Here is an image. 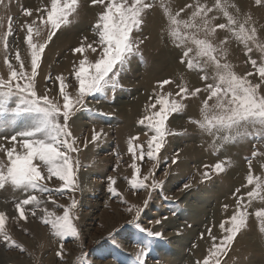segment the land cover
Segmentation results:
<instances>
[{
  "label": "rangeland",
  "instance_id": "1",
  "mask_svg": "<svg viewBox=\"0 0 264 264\" xmlns=\"http://www.w3.org/2000/svg\"><path fill=\"white\" fill-rule=\"evenodd\" d=\"M245 1L250 6L247 11L257 29L258 38L264 43V34L261 32L264 27V6L255 5V0ZM151 2L153 7L146 12L143 25L139 31L133 33L136 40L143 41L139 54L130 57L124 69L119 72L116 78L117 87L107 90L105 94L87 97L85 109L76 111L69 121L80 149L78 153L72 154L73 159L79 161L75 173L79 189L59 194L55 189L59 187L60 181L53 177L48 186L53 189L52 200L55 204L49 201L47 194L41 196L35 193L43 201L42 207L58 214H62L63 208H58L57 205L67 206L72 198L77 201L75 212L78 219H74V223L79 228L80 239L68 238L64 241L65 259L61 261L55 255L59 247L57 238L52 235L50 226L42 224L38 218L42 213L38 212L37 217L29 215L27 223L24 221L17 223L11 219L15 215V202L26 198L29 193L14 190L8 185L5 189H0V211L9 217L6 228L13 239L24 246L25 251L20 252L0 243V264H77V258L82 254L88 264H137L136 255L140 248L146 249L145 264H195L207 254L210 246L207 229L211 227L212 235L219 240L223 235L219 224L235 211L236 198L244 196V202L247 203V192L252 187L245 186L249 170L248 161H252L254 175L264 176V156L252 157L254 150L264 151V139L250 135L235 143H224L202 132L190 122L201 118L200 108L206 94L201 92L181 100L176 96L178 86H186L192 91L197 87L203 89L206 82L200 78L202 72L189 70L186 64L179 62L182 49L177 48L167 34V21L160 6L161 0ZM195 2L196 0H164L173 13L184 8L181 19H187L191 14L192 9H188L186 5ZM200 2L211 6L214 0ZM5 3L7 4L8 0H5ZM48 6L50 0H11L7 8L0 6V37L7 32L8 18L12 17V33L8 36L7 55L14 57L15 50L19 47L27 70H30V57L23 42L26 32L21 29V24L30 22L33 17H25L22 10L30 8L35 16L37 9ZM100 11L99 6L91 5V0H80L77 13L69 18L71 22L57 31L43 54L35 82L38 94L47 92L49 96L61 99L58 95V82L55 81L57 75L62 74L69 83H75L71 69L74 63H78L80 54L73 55L72 49L79 46L84 37L89 41L94 39L93 26ZM217 16L218 19L213 23L226 22L221 14ZM155 21L157 23H154ZM153 23L157 30L156 37L153 32L151 33ZM46 38L45 29L36 39L43 42ZM225 38L226 31L221 29L209 37L216 45ZM234 42L235 46L238 45L234 46L236 49H232L235 51L234 59L226 57L233 71L238 75L254 71L247 62L248 57L245 55L243 45L236 40ZM165 48H168L166 60H175L184 72L179 77L163 79L171 80L172 83L161 89L157 81L165 74L155 70L151 73L147 71L152 56ZM194 54L193 52L191 55ZM5 55L3 44L0 42V77L7 78L8 70L3 63ZM85 55L89 61L96 59L90 50ZM250 55L260 62V53L255 49ZM172 62L167 63V69L173 65ZM206 71L211 77L213 69L209 67ZM146 74L152 78L148 88L142 81ZM187 74L192 77L187 78L185 76ZM249 79L257 82L256 77ZM207 82L213 81L209 79ZM68 91L75 94L73 87H69ZM168 93L172 94L170 99L181 100L184 108L171 114L166 122L168 130L173 134L165 138L153 177L161 181L162 186L151 192L149 204L139 217V224L142 227L163 233V239H159L149 238L127 224L132 215L126 208L129 205L142 206L143 201L149 197L146 190L133 192L125 179V177L130 179L133 174L129 167L132 157L127 152V141L131 136H138L139 140L136 143L144 144L146 150L147 141L152 133L138 121L145 116L148 105L155 102L157 95ZM135 103L139 105L138 110L133 113ZM14 106V103L9 105ZM159 107L157 105L156 109L150 111H157ZM30 123L31 118L27 116L17 118H13L11 114L0 116V147L11 148L13 146L11 136ZM93 130L102 132L101 138L84 147L85 139L90 140ZM16 147L18 151L21 150L18 144ZM173 159H176L177 163L173 164ZM0 161L7 163L4 152H0ZM218 162H224L223 172L214 171L212 166ZM136 163L141 168V176L147 174L152 165L147 157L144 161L137 160ZM205 165L209 167L205 168ZM205 171L210 173L211 178L201 183ZM108 177L117 180L115 187L128 204L121 203L107 191ZM187 182L193 183L194 187L182 191L183 184ZM236 189H240V192L237 193ZM224 205H228L227 210L224 209ZM261 207H264V202L254 200L248 211L254 213ZM162 217H167V220L163 221L162 225H155L154 221ZM201 233L205 234L204 239H201ZM221 260L222 264H264V235L259 232L254 215L249 217L248 227L238 234L227 255L222 256Z\"/></svg>",
  "mask_w": 264,
  "mask_h": 264
},
{
  "label": "snow or ice",
  "instance_id": "2",
  "mask_svg": "<svg viewBox=\"0 0 264 264\" xmlns=\"http://www.w3.org/2000/svg\"><path fill=\"white\" fill-rule=\"evenodd\" d=\"M10 3L11 0H8L7 4L5 0H0V6L5 8ZM79 4L80 0H50V6L37 9L35 16L30 8L22 10L25 17H33L30 22L21 24V29L26 32L23 42L30 57V70L26 69V62L22 59L19 47L16 48L14 57L7 55L8 36L12 33V17L8 18L7 32L0 37L6 53L3 63L8 70L7 78L0 77V116L11 114L13 118H31L29 125L11 136V148L0 147V152H4L7 157L6 164L0 161V189L10 185L14 190L29 193L26 198L15 202V215L11 219L17 223H27L29 215L37 217L38 212L42 213L38 218L42 224L50 226L52 235L57 238L59 247L55 255L61 261L65 259L64 241L68 238L80 239L79 228L74 223V219H78L75 212L77 201L72 198L67 206L57 205L58 208H63L62 214H58L42 207L43 201L35 193L41 196L47 194L49 201L55 204L52 200L53 189L48 186L53 177L60 181L59 187L55 189L59 194L79 189L75 175L79 161L74 160L72 154L78 153L80 149L69 121L76 111L85 109L87 97L105 94L107 90L117 87L116 78L119 72L124 69L130 57L139 54L140 45L143 43L142 40H136L133 33L140 30L146 12L153 7L151 0H91V5L99 6L101 11L93 26L94 39L89 41L84 37L80 45L72 49L73 55L80 54L78 63H74L71 69L75 83H69L62 74L57 75L55 81L58 82V95L61 99L49 96L47 92L38 94L35 82L43 54L57 31L71 22L69 18L77 13ZM255 5L264 6V0H255ZM160 6L167 21L169 38L177 48L182 49L179 62L186 64L189 70L202 72L200 78L206 82L203 89L197 87L192 91L186 86H178L176 96L181 100L201 92L206 94L200 108L201 118L190 122L202 132L224 143H235L250 135L264 139V43L258 38L251 15L241 14L240 8L232 0H214L211 6L196 0L194 4L186 5L188 9H192L187 19H181L184 8L173 13L164 0H161ZM212 13L221 14L226 22L213 23L218 16L210 15ZM45 29L47 38L39 42L36 38H39ZM218 29L225 30L243 45L248 57L247 62L254 71H248L244 75L233 71L232 65L226 60L227 50L224 47L228 38L222 40L219 45L209 39ZM253 49L260 53L259 63L250 55ZM89 50L96 56L94 61H89L85 55ZM193 52L195 54L191 55ZM209 67L213 69L211 77L206 71ZM250 77H256L257 82L254 83ZM209 79L213 82L208 83ZM171 83V80H163L159 82L158 87L162 89ZM69 87L75 89V94L68 91ZM171 95H157L155 102L148 105L145 116L138 121L152 133L146 150L144 144L136 143L138 136H131L127 141V152L132 157L129 167L133 174L130 179H125L133 192H149V197L143 201L142 206L129 205L126 208L132 215L127 224L149 238L163 239V233L142 227L139 217L149 204L151 192L162 186V182L153 177L165 138L173 134L168 130L166 122L171 114L184 108L181 100L170 99ZM10 103L15 106L9 107ZM157 105L160 106L159 110L150 111L156 109ZM101 136L102 132L93 130L90 140L85 139L84 147H87L88 143L99 141ZM17 144L20 151L17 150ZM257 156H264V151L254 150L252 157ZM145 157L152 165L148 173L141 176V168L136 161H144ZM172 163H177L176 159H173ZM248 165L245 186L252 187L247 192V203L244 202V196L236 198L235 211L219 224L223 233L219 240L212 235L211 227L207 229L210 246L207 254L195 264H222L221 257L227 255L238 234L248 227L251 215L255 216L259 232L264 235V207L254 213L248 211L254 200L264 202V176L253 174L251 160ZM208 167L205 165V168ZM212 167L215 172L220 173L224 171L225 165L224 162H218ZM210 178V173L205 171L200 182ZM116 184L114 177H108L107 191L121 203L128 204L115 187ZM193 187V183L187 182L181 190L188 191ZM236 192L239 193L240 189H236ZM227 208L228 205H224V209ZM8 220L7 214L0 211V243L24 252V246L17 243L7 230ZM165 220L167 217H162L155 220L154 224L162 225ZM204 237L205 234L201 233V239ZM145 256L146 249L140 248L136 255L137 264H145ZM77 264H88L83 254L77 258Z\"/></svg>",
  "mask_w": 264,
  "mask_h": 264
},
{
  "label": "bare ground",
  "instance_id": "3",
  "mask_svg": "<svg viewBox=\"0 0 264 264\" xmlns=\"http://www.w3.org/2000/svg\"><path fill=\"white\" fill-rule=\"evenodd\" d=\"M233 3H235L236 5H237V7H239L240 8V10H241V14H245V13H249V11H247L248 9H250L249 7V5H247V1H245V0H233ZM246 5H247V7H246ZM234 11V10H233ZM213 14H215V15H220L219 13H213ZM154 16V15H153ZM155 17V16H154ZM153 17V18H154ZM221 17V16H220ZM151 18V17H150ZM154 23H157L156 21L154 22ZM152 24V26L154 25V27H153V30L151 31V33L153 32V35L156 37V32H157V30H156V26H155V24ZM262 30H264V28L262 29ZM262 32V31H261ZM263 33V32H262ZM158 34H157V38H158ZM227 36V35H226ZM70 37V36H69ZM154 37V38H155ZM71 39L73 38V37H70ZM153 38V39H154ZM156 38V39H157ZM228 39H229V41H230V37H228ZM233 39V38H232ZM60 40V39H59ZM158 40V39H157ZM61 41V40H60ZM235 41V40H234ZM154 43V42H153ZM167 43V42H166ZM61 44V43H60ZM230 44V43H229ZM233 43H231L230 45H232ZM227 44H225V46H226ZM232 47H234L233 45H232ZM166 49H168V48H165L163 51L162 50H158V52H156V54L155 55H153L152 56V60H151V62H150V67L148 68V71L147 72H149V73H151V72H153L154 70L155 71H157V72H162L163 74H165L166 75V77H165V75H163L164 77L160 80V81H162L163 79H167V78H173V77H179L181 74H183V68L179 65V64H177L176 63V61L174 60H172L171 61V59H169L168 61L166 60V58H165V54H167L166 53ZM232 49V48H231ZM235 49V48H234ZM238 50V49H237ZM162 51V52H161ZM165 51V52H164ZM171 52V51H170ZM235 52V51H234ZM228 53V52H227ZM230 53V52H229ZM172 54H173V52H172ZM168 56V58H169V55H167ZM171 58V57H170ZM234 59V58H233ZM168 62H172V66L170 65V67H168V69L166 68V65H167V63ZM180 72H182V73H180ZM148 73V74H149ZM186 73V72H185ZM148 74H146L142 79V81H143V84L145 85V86H147V88H148V86H150L151 85V82H152V78L150 79V77L151 76H148ZM150 75V74H149ZM169 76V77H168ZM172 76V77H171ZM185 76H187V78H189V77H192V76H190L189 74H187V75H185ZM145 81V82H144ZM159 80L157 81V82H160ZM138 105H139V103H135L134 105H133V113H135L137 110H138ZM132 113V114H133ZM77 123V122H76ZM239 163V162H238ZM238 166V165H237ZM232 174V173H231ZM257 244V243H256ZM255 246V245H254ZM255 247H257V246H255Z\"/></svg>",
  "mask_w": 264,
  "mask_h": 264
},
{
  "label": "crops",
  "instance_id": "4",
  "mask_svg": "<svg viewBox=\"0 0 264 264\" xmlns=\"http://www.w3.org/2000/svg\"><path fill=\"white\" fill-rule=\"evenodd\" d=\"M264 28V27H263ZM263 33L262 34H264V30H261ZM226 37L228 38V37H230V41H229V39H228V43H227V45L225 46V48H226V50H227V52L228 53H226V57L227 58H231V59H233V55H235V53H234V51L232 50L233 48H235V47H237L238 45H236L235 46V42H234V40H235V38H233V37H231V34H229V33H227L226 32ZM233 38V39H232ZM233 40V41H232ZM230 42H233V46H235V47H232V45H230L231 43ZM230 43V44H229ZM240 46H242V45H240ZM232 48V49H231ZM236 49V48H235ZM230 52V53H229Z\"/></svg>",
  "mask_w": 264,
  "mask_h": 264
}]
</instances>
